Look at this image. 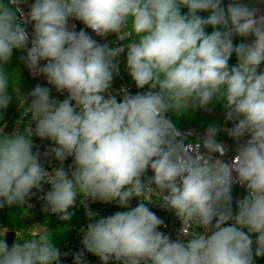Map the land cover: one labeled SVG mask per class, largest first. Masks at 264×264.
Masks as SVG:
<instances>
[{"label": "clouds", "instance_id": "clouds-1", "mask_svg": "<svg viewBox=\"0 0 264 264\" xmlns=\"http://www.w3.org/2000/svg\"><path fill=\"white\" fill-rule=\"evenodd\" d=\"M24 3L0 0V111L15 94L19 122L27 117L22 131L0 124V208L23 207L47 183L44 211L62 221L78 198L127 209L97 219L85 205L92 222L74 264H86L85 250L102 264H254L264 256V12L244 0L226 7L223 0H34L27 14ZM70 20L122 43L100 44ZM235 37L252 40L234 45ZM14 50L25 51L21 61L66 98L39 85L22 94L17 71L5 67ZM125 52L132 81L146 91L121 89L118 101L110 89ZM216 104L232 126L210 124L202 140L185 143L169 113L179 119ZM221 131L237 143L230 161L219 158ZM33 134L54 143L60 165L72 157L73 166L47 171ZM234 183L248 193L235 214ZM148 205L180 220L175 240L158 230L164 222ZM53 239L49 228L16 236L11 248L0 239V264H60Z\"/></svg>", "mask_w": 264, "mask_h": 264}, {"label": "built area", "instance_id": "built-area-1", "mask_svg": "<svg viewBox=\"0 0 264 264\" xmlns=\"http://www.w3.org/2000/svg\"><path fill=\"white\" fill-rule=\"evenodd\" d=\"M224 2H231V0H223V3ZM32 3H34V0H27V3L21 5L22 10L25 14L28 13L30 9V5ZM253 6L259 8L260 10H262V12H264V0H256ZM72 25H75L74 30L77 32L80 31L81 29H84L86 32H88V34L92 39H95L100 44H108L110 47H116L122 43L117 39L115 34H109L106 37L96 36L91 29H87L85 25H83V23L80 21L70 20L69 27L71 28ZM26 30L28 31L29 34H31L33 31L32 25L31 24L26 25ZM241 39L242 42L245 43H250L252 40L251 37L241 38ZM233 43L234 45L236 44V37L233 39ZM24 55H26L25 51H24ZM117 59L119 61V72L114 75V79L110 89V94L116 96L117 100L119 101L121 99V91H120L121 89H125L130 94H136L138 91L139 92L146 91V89H137L134 81H132V78L129 75L126 67V52L122 53ZM40 63L41 65H43L46 64V61H41ZM24 66L28 76L31 77L36 82L34 88L38 85L49 87L51 89L52 98H55L58 101H63L66 98L67 96L66 92L57 93L55 88L47 83V80L44 76L34 75L32 71L28 69L25 63ZM262 68H264V65H262ZM108 94L109 93H105L104 95L107 96ZM22 115H23V108L20 106L9 122L11 124L10 133L15 131L16 128H19V130L22 131L23 128L27 125V117L24 118V122L22 124L19 122L20 117ZM169 116L172 119L170 113ZM32 126L33 127L35 126L34 123L32 124ZM220 126L223 129V127L225 126L231 127L232 124L231 122H229L227 125L220 124ZM177 127L183 134L188 136V140L185 141V143L202 140L206 130V128H199L195 125H186V126H177ZM216 139L218 142H221L226 149L225 155L219 158L225 161H230L235 155V148L237 146V143L233 139H231L224 131H221L217 135ZM32 140H33V151L39 152L40 163L47 171L50 172L54 167H59V166H62L66 169L73 166L72 157L67 158L62 165H60L55 160L54 155L51 154L50 152V149L55 145L49 139H41L37 137L35 134H33ZM201 150L203 151V149ZM46 152L48 153V155H45ZM217 155L218 154H214V158ZM147 175L149 177L153 175L150 169ZM50 188L51 186L49 184L43 183L41 191H37L36 189L32 190V193L34 194H30V198H27V203L23 206L27 210V212H34L45 216H57L55 214H52L50 211L47 212L44 211L46 201L43 199V197L50 190ZM247 194L248 193L245 186H242L239 183H234L232 185L234 214L237 210L236 201L243 198ZM139 202L140 201L138 199L133 198L130 202L131 207L137 206ZM85 205H87V207L90 208L93 212L99 213V215L96 217L97 219L101 217L111 216L117 211L127 210L119 207L115 202L106 204L99 201L87 200L82 203L81 198H78L75 207L69 209V212L72 213V218H73L72 224L68 227L65 235L61 239L58 246V249L61 252L60 264H74V259H73L74 254L83 250V245L81 243L83 237L82 230H85L87 228V225L90 222H92L87 218L85 214L86 213ZM148 206L164 222V224L161 225L158 230L165 234H168L172 240H175L177 238L178 231L181 228L180 220L175 216V214L172 211L168 210L167 208L161 207L160 205H148ZM180 238L182 240L186 239L183 236H181ZM65 253H67V255H64ZM84 256H85L86 264H102L99 257L91 253H88L86 250L84 251ZM255 264H264V256L256 257Z\"/></svg>", "mask_w": 264, "mask_h": 264}, {"label": "trees", "instance_id": "trees-1", "mask_svg": "<svg viewBox=\"0 0 264 264\" xmlns=\"http://www.w3.org/2000/svg\"><path fill=\"white\" fill-rule=\"evenodd\" d=\"M256 0H244L246 3H251L254 5ZM231 2H224V6L226 7ZM187 13V9H182V14ZM201 16L206 17L208 13H199ZM206 31L211 33V27L207 28ZM242 42L240 37H236V44ZM24 55V51L14 50L11 61L8 65H6V69L9 71L16 70L19 77V87L22 94H27L32 91L36 82L31 77L28 76L25 70L24 63L21 61L20 57ZM237 62L235 54L230 58V65H235ZM20 107L19 101L16 98L15 94H13L12 102L9 107L5 110L0 111V115H2L3 119L0 120V124L5 125L10 117L13 115L15 110ZM173 123L177 126H186V125H195L199 128H207L210 124H222L224 122V113L222 111V107L220 104H216L212 110L207 113L203 109L199 110H188L184 115H182L179 119L175 116L174 113H170ZM9 123L5 131L10 133ZM25 213H29L32 218L36 221V223L41 226L43 229L49 228L53 232V243L54 246L58 248L59 243L63 236L65 235L68 227V221H62L59 216H45L40 215L34 212H27L24 207L13 205L11 207L5 206L0 208V220L5 227L6 230L13 231H21L25 234V236H31L32 234L29 232L28 223L24 220L23 215ZM246 231V230H245ZM256 234H253V239L255 240ZM16 241V240H15ZM254 257V264H255Z\"/></svg>", "mask_w": 264, "mask_h": 264}, {"label": "rangeland", "instance_id": "rangeland-1", "mask_svg": "<svg viewBox=\"0 0 264 264\" xmlns=\"http://www.w3.org/2000/svg\"><path fill=\"white\" fill-rule=\"evenodd\" d=\"M262 11V10H261ZM204 111H206L207 113H209L210 111L206 110V109H203ZM17 110H15L16 112ZM15 112L13 113V115L15 114ZM13 115L10 117V119L8 120V122H10L11 118L13 117ZM8 122L6 124H8ZM5 124V125H6ZM224 124V122L222 123ZM7 126V125H6ZM6 128V127H5ZM23 218L24 220L28 223V227H29V232L31 234L33 233H37V232H40V231H43L44 229L39 226L36 221L32 218V216L29 214V213H25L23 215ZM72 221H73V218L71 217V219L68 221V227L72 224ZM67 227V229H68ZM6 229L5 227L3 226L1 220H0V239H4L5 238V233H6ZM16 236H22L24 237L25 234L21 231H16Z\"/></svg>", "mask_w": 264, "mask_h": 264}, {"label": "water", "instance_id": "water-1", "mask_svg": "<svg viewBox=\"0 0 264 264\" xmlns=\"http://www.w3.org/2000/svg\"><path fill=\"white\" fill-rule=\"evenodd\" d=\"M8 124H9V122H8ZM8 124H6V125H8ZM6 125H5V127H6ZM5 127H4V129H5ZM4 239L6 240V243L8 244L9 248H11V246L15 243V240H16V232L13 230L7 231Z\"/></svg>", "mask_w": 264, "mask_h": 264}]
</instances>
